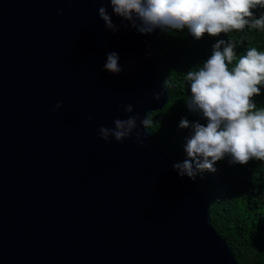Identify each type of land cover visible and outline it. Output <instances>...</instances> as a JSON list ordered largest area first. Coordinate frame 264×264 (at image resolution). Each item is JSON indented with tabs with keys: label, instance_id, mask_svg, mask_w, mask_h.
I'll return each mask as SVG.
<instances>
[{
	"label": "water",
	"instance_id": "95a60500",
	"mask_svg": "<svg viewBox=\"0 0 264 264\" xmlns=\"http://www.w3.org/2000/svg\"><path fill=\"white\" fill-rule=\"evenodd\" d=\"M104 6L115 33L95 0H0V264H238L197 176H178L150 130L144 146L99 139L126 118L118 104L144 117L169 99L162 30Z\"/></svg>",
	"mask_w": 264,
	"mask_h": 264
},
{
	"label": "clouds",
	"instance_id": "9594fccd",
	"mask_svg": "<svg viewBox=\"0 0 264 264\" xmlns=\"http://www.w3.org/2000/svg\"><path fill=\"white\" fill-rule=\"evenodd\" d=\"M101 4L97 10L106 30L116 32L108 8L140 34H151L155 30L187 31L199 40L205 34L218 36L245 28L264 31V14L255 16L256 8H264V0H95ZM64 9H57L58 15ZM103 70L112 74L122 71L119 55L106 54ZM185 80L190 90L186 101L189 111L200 113L206 124L189 122L181 118L180 128H191L192 132L184 146L187 158L174 163L180 177L195 180L204 171L215 172L217 161L230 157L229 163L245 165L252 160L264 162V107H258L255 97L264 88V51L250 47L237 57L235 45L223 39L212 45L211 55L195 70L187 71ZM162 93L153 95L158 100ZM134 104L120 103L126 118L115 117L113 127H98V137L105 143L110 138L118 143L130 137L139 146L147 138L153 126L148 113L141 117L134 113ZM62 108L57 102L53 112ZM93 117L89 116L91 122ZM139 122V124H138Z\"/></svg>",
	"mask_w": 264,
	"mask_h": 264
},
{
	"label": "trees",
	"instance_id": "16d2710c",
	"mask_svg": "<svg viewBox=\"0 0 264 264\" xmlns=\"http://www.w3.org/2000/svg\"><path fill=\"white\" fill-rule=\"evenodd\" d=\"M264 14L256 8L255 16ZM235 45L237 57L248 48L264 51V31L245 28L218 36L205 34L197 40L183 31H161L155 54L158 73L169 91L168 101L150 112L152 136L160 148L183 161L187 158L184 146L191 135V128H180L181 118L189 122L206 124L200 113L189 111L186 101L190 90L185 80L189 70H195L211 55L217 40ZM258 107H264V88L255 97ZM230 157L217 161L216 171L197 175L206 197L210 220L219 235L230 246L238 264H264V162L252 160L245 165L229 163Z\"/></svg>",
	"mask_w": 264,
	"mask_h": 264
}]
</instances>
